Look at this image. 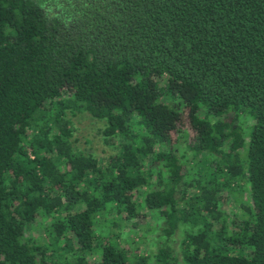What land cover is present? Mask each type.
Masks as SVG:
<instances>
[{
    "label": "trees",
    "instance_id": "1",
    "mask_svg": "<svg viewBox=\"0 0 264 264\" xmlns=\"http://www.w3.org/2000/svg\"><path fill=\"white\" fill-rule=\"evenodd\" d=\"M0 264H264V0H0Z\"/></svg>",
    "mask_w": 264,
    "mask_h": 264
},
{
    "label": "rangeland",
    "instance_id": "2",
    "mask_svg": "<svg viewBox=\"0 0 264 264\" xmlns=\"http://www.w3.org/2000/svg\"><path fill=\"white\" fill-rule=\"evenodd\" d=\"M66 117L70 122V140L72 145L83 150V152H89L98 160L99 165H102L105 158L113 151V145L105 144L101 139L100 132L103 127V122L90 117L84 112H68ZM228 207H231V204L225 206V208ZM150 221L151 219L145 216L143 219L138 218L137 224L140 223L143 225V223H149ZM139 226L141 225L131 227V234L128 236L123 233V237L125 239L123 243L125 246L130 245V247L136 244L138 245L139 249H144V251L147 252V246L152 245L153 243H148L150 240L149 236H146L144 228ZM32 231L34 235L39 234V230L34 226L32 227ZM178 235L179 234L176 233L173 236L174 240L172 241L171 245L174 248L176 246V238Z\"/></svg>",
    "mask_w": 264,
    "mask_h": 264
}]
</instances>
